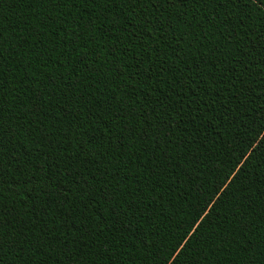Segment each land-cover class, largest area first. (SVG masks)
Returning <instances> with one entry per match:
<instances>
[{
    "label": "trees",
    "instance_id": "1",
    "mask_svg": "<svg viewBox=\"0 0 264 264\" xmlns=\"http://www.w3.org/2000/svg\"><path fill=\"white\" fill-rule=\"evenodd\" d=\"M264 264V0H0V264Z\"/></svg>",
    "mask_w": 264,
    "mask_h": 264
},
{
    "label": "snow or ice",
    "instance_id": "2",
    "mask_svg": "<svg viewBox=\"0 0 264 264\" xmlns=\"http://www.w3.org/2000/svg\"><path fill=\"white\" fill-rule=\"evenodd\" d=\"M160 256H164V259L161 260V264H167V257H166V255H164L163 248H161V250L158 252V258Z\"/></svg>",
    "mask_w": 264,
    "mask_h": 264
}]
</instances>
